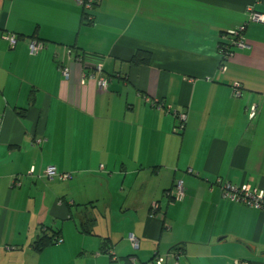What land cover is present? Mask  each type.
Here are the masks:
<instances>
[{
  "label": "crops",
  "instance_id": "1",
  "mask_svg": "<svg viewBox=\"0 0 264 264\" xmlns=\"http://www.w3.org/2000/svg\"><path fill=\"white\" fill-rule=\"evenodd\" d=\"M246 8L264 0H0V264H264L263 213L216 183L264 188V23L219 54Z\"/></svg>",
  "mask_w": 264,
  "mask_h": 264
},
{
  "label": "built area",
  "instance_id": "2",
  "mask_svg": "<svg viewBox=\"0 0 264 264\" xmlns=\"http://www.w3.org/2000/svg\"><path fill=\"white\" fill-rule=\"evenodd\" d=\"M95 0H77V3L83 7V9H89L92 4L94 3ZM252 21V22H260L264 23V14L259 13V12H254L250 8H246L245 10V20L243 23L237 25L235 28L228 30L226 33H224L221 38H225V41H220L219 44V54H220V60H225L231 52L228 50L232 46H238L242 47L245 45L242 33L244 31L245 25L247 22ZM3 38L9 43V45L12 47L16 41V38L14 34H9V35H4ZM43 46V43L41 41L37 40H31L28 43V51L30 54H35L38 52ZM94 69L98 72H100V64L95 65ZM59 71L61 75L66 78L68 76V69L65 67H59ZM91 77L93 75L91 74ZM97 88L99 90H104L107 82L106 79L103 76L98 75L95 78ZM237 85H235L232 88V94L234 96L239 95V91L237 89ZM153 106L160 107L159 102H153ZM167 112L170 111V114L173 115L177 119V123L173 127V132H180L183 129L184 122H185V113L183 112H178L174 109H170L168 106L166 107ZM256 114V106L255 105H250L249 108L247 109V116L249 120H252L255 117ZM39 140H35L37 143ZM42 174L47 178V179H59V180H66L70 178V174L68 173H58L56 172L55 168L53 166H46L42 170ZM216 183L220 187L221 191V196L229 199L230 201L233 202H239L242 203L248 207H255L259 209L264 215V188H250L249 185L243 183L239 185H231L230 183L217 179ZM174 191L173 193L170 192L169 196L172 199H178L180 200L183 195V189L181 185V181H177L174 184ZM157 208V204L153 203L151 206V210H155ZM128 239L130 241V244L132 246L136 245V238L130 234L128 236ZM56 242H61V238H57ZM178 250L175 251H170L166 252L163 255H158L155 254L153 256L152 261H154L155 264H166L169 258H172L173 263H176V259L178 258ZM235 263L238 264H245L244 262H237ZM128 264H134V258L132 256L128 257Z\"/></svg>",
  "mask_w": 264,
  "mask_h": 264
},
{
  "label": "trees",
  "instance_id": "3",
  "mask_svg": "<svg viewBox=\"0 0 264 264\" xmlns=\"http://www.w3.org/2000/svg\"><path fill=\"white\" fill-rule=\"evenodd\" d=\"M228 50L230 52L232 51L231 48H229ZM149 58H150L149 52L143 51V50H136L132 54V56L130 58V62L132 64H146L149 61ZM87 221H88V223H86L85 225L88 226L89 220H87ZM85 225H83L84 230H86ZM57 238L58 237H55L54 235L43 234L40 238H38L35 242H33V244L31 246L33 247L34 250L40 251L41 249H43L47 245L52 244L54 240L56 241Z\"/></svg>",
  "mask_w": 264,
  "mask_h": 264
}]
</instances>
